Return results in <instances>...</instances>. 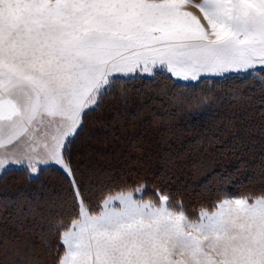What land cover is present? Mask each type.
<instances>
[{
	"label": "snow or ice",
	"instance_id": "1",
	"mask_svg": "<svg viewBox=\"0 0 264 264\" xmlns=\"http://www.w3.org/2000/svg\"><path fill=\"white\" fill-rule=\"evenodd\" d=\"M201 77L259 80L264 92V0H0V176L24 169L38 180L53 168L69 184L55 201L29 200L24 213L57 228L55 254L43 241L0 235V264H264V190L224 198L196 219L182 202L170 208L159 188L158 201L146 198L145 177L129 182L93 163L83 182L73 168L89 114L107 105L115 125L151 113L143 101L129 113L137 102L125 84L186 92ZM207 99L168 97L189 110ZM101 147L89 151L102 159Z\"/></svg>",
	"mask_w": 264,
	"mask_h": 264
},
{
	"label": "rangeland",
	"instance_id": "2",
	"mask_svg": "<svg viewBox=\"0 0 264 264\" xmlns=\"http://www.w3.org/2000/svg\"><path fill=\"white\" fill-rule=\"evenodd\" d=\"M186 10L200 17L203 22L198 9L188 5ZM201 81L203 82H192L195 87L187 89L186 92L175 88L171 83L165 84L163 81L149 83L137 80L132 84L138 82L140 88L130 87L131 95L133 91L140 90V94L146 93L157 100L159 99L161 103L169 106L172 111L186 110L197 115L207 112L206 114L209 115L203 122V125L208 127L206 130L205 127L201 128L199 126V128L195 127L192 132H188L185 131L186 128H181L178 125L176 130L178 143L175 142L173 150L170 153L163 154L158 151L157 156L147 157L145 164H147L150 174L144 169L139 171L140 176L145 178L148 176L149 179L153 177L151 173H154L156 183L148 186L145 193L146 198L150 197L153 201H158L159 197L156 189L159 188L163 193L170 195L168 201L170 208H178L182 202L186 214L190 218L196 219L199 218L202 209L209 212L215 211L216 205L224 198H244L264 190V92L261 91L260 81L247 80L243 85L240 81H233L224 85L222 81L214 77H201ZM213 81L216 82L213 83ZM162 88L164 89L163 92H161ZM178 92L187 96V103L189 104H196L205 97L208 98L207 103L200 107H192L190 110L170 106L168 97ZM234 92L239 93L237 98H233ZM129 111H136V109L130 108ZM217 117L219 118L214 120ZM151 119L155 120L154 117H151ZM156 121H159V119L156 118ZM148 126V124H143L139 128V136L143 133V129ZM96 127L101 128L99 124H96ZM164 127L167 128L168 126ZM156 133H162V131H156ZM106 135V141H116L115 138ZM96 138L92 137L89 141L90 144H88L91 148L97 147L98 143L101 142L102 144L105 141L104 137H99L98 141ZM172 140L166 131V135H163L162 139H157V148H163L162 145L165 141ZM219 140H221V143L218 142ZM128 144L129 141L125 140L122 151L126 156L124 155L121 159L114 158V154H108L104 146L101 147L106 151V159L110 160L111 164L118 166L114 170L115 173H112L115 176L119 175L121 170L127 172L122 162H125L128 156L134 154L132 147ZM81 145L82 143L79 142L72 147L71 153L75 155H71L75 157L71 160L73 168L77 170V177L83 182H87L89 179L88 170L93 163L102 168L108 166V162L105 157L102 159L95 157L89 149H81ZM183 159H187L185 164V161H182ZM15 171L21 172L20 176H11L10 172ZM43 171L45 172V170ZM10 172L0 176V235L3 234V237L8 240H13L16 238L12 236L10 231L11 226L15 228V225L11 221L14 220L18 224L19 221L26 220L27 217L24 214L17 216L13 212L3 213H7L4 211L6 208L21 209L25 207V204L28 205L27 196H24L21 203V194L12 188L17 185L18 181H22L21 185L28 187L25 185L24 180L31 178L24 169H16ZM42 178L43 176L40 179ZM66 180L63 177L60 178V181L58 179L59 182L68 184ZM65 189L60 187L61 196H63ZM23 191H26V189ZM57 195L59 196V193ZM14 197L17 198V202H14ZM55 198L57 197L53 196V199ZM35 200L33 199V201ZM70 224L71 221L62 227H68ZM4 228L5 233L1 232ZM47 232L46 230L45 233ZM42 241L47 244L48 238H44ZM59 243L60 236L56 245L58 246ZM57 246L53 250L54 254ZM176 259L180 260L182 257L178 256Z\"/></svg>",
	"mask_w": 264,
	"mask_h": 264
},
{
	"label": "trees",
	"instance_id": "3",
	"mask_svg": "<svg viewBox=\"0 0 264 264\" xmlns=\"http://www.w3.org/2000/svg\"><path fill=\"white\" fill-rule=\"evenodd\" d=\"M125 84L124 86L131 89L130 87L133 86L134 88H140V83L137 84ZM142 83V82H141ZM138 86V87H135ZM145 86V85H144ZM132 96L135 98L137 104L136 106L132 107L133 110H135L139 106V102L143 101L146 104H149L151 106V113L145 114L140 119H132L129 116L125 118L122 117L123 123H116L115 125H109L108 121L113 120V113L109 112L107 110V105H105V109L103 111H97L89 114L86 117V124H85V131L82 132L76 139L75 144L73 146H76L77 143L81 142V149H91V146L89 145V141L93 138H96L97 141L99 137H104L105 141L102 142V146H104L105 150H107L108 154H114V158L121 159L126 154L123 153L122 148L125 145V140L129 141V146L132 147L133 155L128 156L125 162H122L123 165L126 167V173L121 170V173L119 175H123L129 182H132L136 179L137 176H140V170L144 169L148 174L150 172L148 171L147 164H145V161L147 157H155L158 155V151H160V154L171 152L173 150V145L175 142L178 143L177 137L178 134L176 132L177 126L179 125L181 128H186L185 131L192 132V130L195 129V127L201 128L205 127L203 125L204 120L209 116L204 112L203 114H194L189 113L186 110H175L172 111V109H169L170 107L167 106L164 103H161L160 100L158 101L155 99V97H152L149 94L142 93L140 94V90L133 91ZM155 101V103H153ZM129 113H135V111H129ZM151 117H154L159 119V121H156L154 119H151ZM168 117V118H167ZM212 118V117H211ZM219 117L215 118L214 120L218 119ZM213 120V119H212ZM154 121V122H153ZM96 124L100 125L101 128H97ZM143 124H148L149 126L145 129H143V133L139 136V128ZM168 126L165 128L164 126ZM201 124V125H200ZM103 125V126H102ZM164 128V129H160ZM208 129V127H205ZM105 129V130H103ZM105 131V132H103ZM114 131V135L112 134ZM156 131H162V133H156ZM170 136L172 138V141H165L163 143V148H157L156 141L157 139H162L163 135ZM110 135L111 137L115 138L114 141H106L107 135ZM122 135V137H121ZM185 139L184 137H182ZM187 140V139H186ZM195 140V139H194ZM198 141V140H196ZM186 142V141H183ZM221 143V140L218 141ZM89 143V144H88ZM99 146H101V142L98 143ZM90 146V148H88ZM104 148L101 149L104 153V157L106 155V151ZM155 151V153H154ZM157 152V153H156ZM123 153V154H122ZM168 153V154H169ZM75 155L74 153H71ZM75 157V156H74ZM74 157L71 155V158L74 159ZM106 159V157H105ZM108 162V166L102 167L104 169H111L112 173H115L114 170L118 167L116 164H111L112 162L108 159H106ZM123 160V159H122ZM121 160V161H122ZM120 161V162H121ZM184 164L187 162V159L182 160ZM111 162V163H110ZM146 169V170H145ZM141 170V171H142ZM11 176H20L21 172H10ZM18 175V176H17ZM114 175V174H113ZM119 175H116V177H119ZM41 176H43L42 179ZM115 176V175H114ZM151 176H153L151 179L146 177L148 180H150L152 183H156L154 179V173H151ZM65 177L60 174L58 170H55L53 168H48L45 170V172H41L39 175V179H27L24 180L25 185L28 187H25L24 185H21L22 181H18L17 185H14L12 189H14L16 192L21 194L20 202L22 203V200L24 196L26 195L29 200L37 199L39 197L40 200H43V202L47 201H55L57 198H60L62 191L60 190V187L66 188L64 190V194L69 189V185L65 184L63 182H59L60 178ZM4 178H6L4 176ZM59 179V181H58ZM44 180V181H41ZM59 182V183H58ZM68 183V181L66 180ZM57 184V185H56ZM42 185V187H40ZM56 185V186H55ZM44 187V189H42ZM26 189V191H23ZM19 190V191H18ZM28 191V192H27ZM38 191V192H37ZM59 193V196L57 195ZM13 195V194H12ZM25 196V197H26ZM53 196H56L57 198L53 199ZM62 197V196H61ZM14 202H17V198L14 197ZM27 206L25 204V207L19 208H4L8 214L10 212H13L17 216H22V214L25 213ZM45 207H47V204H44ZM50 212H57V209L52 208L49 209ZM63 216V225L66 226L67 223L71 221L70 213L68 211H62L60 213ZM26 220L19 221L18 224H16V221L13 220L11 223L15 225V228L11 226V234L14 236V238H20L21 236H27L34 244L40 245L42 243V239L48 238L47 245L52 247L54 250L57 246L58 242V230L56 231L55 227H50L48 221L41 220L39 217H32V216H26ZM18 225V226H17ZM26 227V228H25ZM46 230L48 231L47 233ZM7 231V230H6ZM1 232L5 233V228L2 229ZM8 232V231H7ZM3 236V234H2Z\"/></svg>",
	"mask_w": 264,
	"mask_h": 264
}]
</instances>
